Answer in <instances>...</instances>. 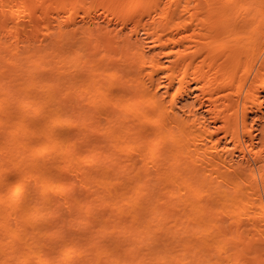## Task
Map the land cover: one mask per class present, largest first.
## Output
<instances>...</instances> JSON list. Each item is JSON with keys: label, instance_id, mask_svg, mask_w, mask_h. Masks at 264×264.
I'll use <instances>...</instances> for the list:
<instances>
[{"label": "bare ground", "instance_id": "bare-ground-1", "mask_svg": "<svg viewBox=\"0 0 264 264\" xmlns=\"http://www.w3.org/2000/svg\"><path fill=\"white\" fill-rule=\"evenodd\" d=\"M0 264H264V0H0Z\"/></svg>", "mask_w": 264, "mask_h": 264}]
</instances>
